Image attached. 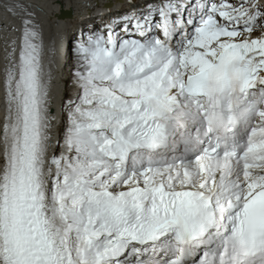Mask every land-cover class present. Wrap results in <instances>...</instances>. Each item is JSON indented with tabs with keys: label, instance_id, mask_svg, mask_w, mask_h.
Returning a JSON list of instances; mask_svg holds the SVG:
<instances>
[{
	"label": "snow or ice",
	"instance_id": "snow-or-ice-1",
	"mask_svg": "<svg viewBox=\"0 0 264 264\" xmlns=\"http://www.w3.org/2000/svg\"><path fill=\"white\" fill-rule=\"evenodd\" d=\"M37 7L0 0V264H264V0L81 29L60 138Z\"/></svg>",
	"mask_w": 264,
	"mask_h": 264
},
{
	"label": "bare ground",
	"instance_id": "bare-ground-1",
	"mask_svg": "<svg viewBox=\"0 0 264 264\" xmlns=\"http://www.w3.org/2000/svg\"><path fill=\"white\" fill-rule=\"evenodd\" d=\"M113 0H32L38 7L36 11L43 26L46 42L53 40L61 50L59 57V76L54 91L53 105L55 114L59 118L58 138L62 136L66 124V111L62 105L66 104L69 98H74L73 77L78 67L76 46L80 39L81 29L91 26L94 29L103 27L105 21L117 14H123L129 7V0H122L117 5H106V2ZM134 3L142 4L143 0H133ZM42 6V7H39ZM5 13L0 9V124H2L5 112L4 78L6 67L5 32L3 20ZM17 25L19 21L17 20ZM77 39L73 42V40ZM74 46V50L71 47ZM72 52V53H71ZM2 155V146H0Z\"/></svg>",
	"mask_w": 264,
	"mask_h": 264
},
{
	"label": "rangeland",
	"instance_id": "rangeland-1",
	"mask_svg": "<svg viewBox=\"0 0 264 264\" xmlns=\"http://www.w3.org/2000/svg\"><path fill=\"white\" fill-rule=\"evenodd\" d=\"M121 2H122V0H113V1H110V2H106L105 4H101L100 6H104L105 5L104 7H106L107 4L108 5H111L112 4V6H113V5H117L118 3H121ZM76 40L77 39L73 40V42L76 41ZM71 48H72V50H74V46L71 47Z\"/></svg>",
	"mask_w": 264,
	"mask_h": 264
}]
</instances>
